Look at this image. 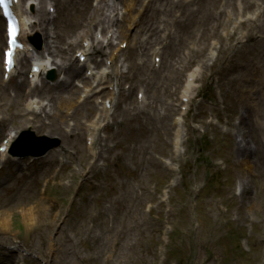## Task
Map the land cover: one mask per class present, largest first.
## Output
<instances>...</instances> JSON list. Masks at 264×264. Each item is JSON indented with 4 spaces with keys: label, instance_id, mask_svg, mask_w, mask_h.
<instances>
[{
    "label": "rangeland",
    "instance_id": "rangeland-1",
    "mask_svg": "<svg viewBox=\"0 0 264 264\" xmlns=\"http://www.w3.org/2000/svg\"><path fill=\"white\" fill-rule=\"evenodd\" d=\"M112 4L118 17L99 26ZM44 6L55 20L51 31L66 33L70 13L97 8L104 12L92 31H102L99 40L117 26L123 33L93 56L96 70L112 71L95 94L81 98L80 128L67 117L63 137L51 132V120L22 125L18 116L23 110L32 117L29 90L51 113L45 84L64 78L52 62L58 57L50 56V69L30 85L31 61L20 59L6 82L0 52V145L14 136L15 153L0 159V206L8 221L7 231L0 230V264H264V134L258 132L264 105L255 76L264 67L241 78L251 64L264 65V0H44ZM31 40L35 54L48 58L43 32ZM62 47L75 65L83 62L77 48ZM23 73L16 109L10 90ZM81 76L90 78L84 70ZM72 83L84 87L79 78ZM109 100L105 113L101 106ZM97 117L99 158L87 151L86 137ZM41 136L46 140L33 139ZM55 139L58 147L43 155ZM236 143L246 145L238 155ZM24 153L28 158L17 156ZM19 192L27 200L36 192L41 206L29 200L32 221H22Z\"/></svg>",
    "mask_w": 264,
    "mask_h": 264
},
{
    "label": "bare ground",
    "instance_id": "bare-ground-1",
    "mask_svg": "<svg viewBox=\"0 0 264 264\" xmlns=\"http://www.w3.org/2000/svg\"><path fill=\"white\" fill-rule=\"evenodd\" d=\"M39 8L36 9L35 6V0H17V4L13 6L15 13L17 17L20 19L21 23V33H20V41L24 44L23 51L19 52L17 54V59L19 56L24 55L28 56V60L32 62L31 69L29 71V74L31 76L30 79V85H33L35 81L41 80V78L46 74L48 71V68L52 65L50 63V56H56L57 58H53L52 62L54 65H56V69L58 72H60L64 78L61 80L56 81L53 84H45L46 88V95L50 97L48 99V102L51 103L49 105L51 113L44 112L43 106L36 103V97L35 91L29 90L27 92V96H24L25 99V107L26 110L31 112V118H28V114L25 113L23 110H21L18 113L19 116V122L22 125H25L28 122L32 123H43L46 119L51 120L52 127L50 128L51 132L56 133L60 137H63L65 135L64 127L66 123L67 117H71L75 123V129L80 128V124L78 123V115L76 112L79 109V102H81V98L89 97L88 95L91 93L95 94L96 89H94L95 85H101L105 81H107L108 75L110 71H112V66L108 65L106 68H103L102 70H95L94 67L91 66V64H96L93 61V56L96 55L98 52L102 51V47L104 45H109L115 35L118 34L121 36L123 33L122 27L117 26V29L112 34H109V36L103 37V41L98 39V34L102 33L100 30L99 32H96L94 34L92 31L95 28V25L98 23L99 13L101 12V15L104 14L102 9L94 8L91 13L88 11L81 12L79 9H77V15L70 13V27L66 33H63L62 29H59L56 32V28H54V31L52 32L49 28V21H53L54 19H51L49 17V11H44L43 9V0H38ZM24 3L21 5V3ZM131 8V7H129ZM28 9H31V11L34 12V16L30 15V12H28ZM46 10V9H45ZM111 10V11H110ZM106 11H110V14L107 15V22L105 21V18L99 22V26H103V23L109 24L113 21V17H118V13H116L113 17L112 14L115 11V5L112 4L109 6V8ZM24 14V15H23ZM117 19V18H116ZM131 25V24H130ZM129 25V26H130ZM116 26V25H115ZM93 27V28H92ZM104 28V27H103ZM80 30L82 31V34L78 35L77 39H71L73 38L74 32ZM43 32V35L46 39L44 51L47 52L49 58L43 59V53L36 52V54L31 53L30 49L32 44H30L31 37L34 33ZM62 36V37H60ZM90 37V39H88ZM54 38L56 40L57 46H52L50 39ZM71 39V40H70ZM69 41V42H68ZM55 43V42H54ZM63 45H67L68 48L71 50L69 52L76 53L77 51L74 48L78 49L79 56L84 57L83 63H80L79 66L75 65L73 58L71 56H68L67 51L63 49ZM33 50V49H32ZM33 55V56H32ZM210 59L214 56V52L210 51ZM115 62V58L113 60ZM261 63V62H260ZM263 63V62H262ZM249 68H244L242 70L241 78L243 75L250 76L249 73L252 72L253 66L254 68L264 67V65H253ZM37 68L38 71L32 72V68ZM85 72V74L88 72V77H90L93 81V83L90 85L89 81L90 78H85L81 76V72ZM15 70H12L10 73H8V76H12L14 74ZM255 76L260 77L262 83H259V88L256 87L257 93H259V96L256 97L257 100H260L262 102V105H264V73L260 72V69H256ZM189 82L187 84V87L185 89V93H183V97H186V92L189 91L193 80L195 79V72L188 75ZM80 79L81 84L84 85L80 89L74 87V83H72L73 79ZM247 82L250 84L254 83L251 77L246 79ZM25 78L23 76V79L15 84L11 91L14 93L13 99L10 102V107L13 105L16 107V109L19 108V103L17 104V99L23 94L22 88L25 87ZM44 86V83H42ZM251 85V89H252ZM112 90L114 89L112 85ZM254 88V87H253ZM247 93L249 91L245 90ZM82 94V95H80ZM256 99L253 100L256 101ZM85 103V101H84ZM83 103V104H84ZM110 103V101H109ZM253 108L256 110V114L259 116V107L258 105H254ZM43 112V116L41 114H38V111ZM101 110L103 112H107L106 108L101 106ZM75 114V115H74ZM16 115V114H15ZM37 115H40L38 117ZM99 117L96 118L95 121L88 123V127L86 129V137L88 138V148L87 151H89L90 155L93 157L99 158L101 154L103 153L104 149L101 148L100 151L95 152L94 149L97 147V139L94 138V136L97 134V130L100 125ZM264 124L260 123L259 127L261 130H258L260 135L264 134ZM175 148L177 149L181 139V130H180V123L178 121H175ZM52 134V133H51ZM13 137L7 135L5 138V141L0 145V159L1 161L5 160L11 149V145L13 142ZM236 154L238 155L241 150H245V146L241 148L240 143H236ZM105 147V146H104ZM3 148V150H1ZM242 154V153H241ZM16 160H14V163ZM51 180V178H49ZM24 191V190H23ZM19 209L21 212L22 221H32L34 210L39 208L41 206L39 200H37L36 192L32 193V196L28 198H25L22 196V193L19 192ZM34 200L35 208L33 209L28 204L29 200ZM27 207H29L27 209ZM49 210H47L48 215L46 216V220L49 221ZM7 210L2 209L0 206V230L2 232H6L8 228H6V225L8 224L7 221ZM24 223V222H23ZM25 226H29L28 224H25ZM5 242L8 240H4Z\"/></svg>",
    "mask_w": 264,
    "mask_h": 264
}]
</instances>
